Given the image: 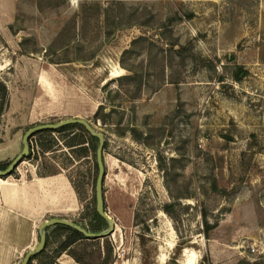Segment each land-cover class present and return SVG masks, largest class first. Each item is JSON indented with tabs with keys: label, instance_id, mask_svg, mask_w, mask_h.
I'll return each instance as SVG.
<instances>
[{
	"label": "rangeland",
	"instance_id": "obj_1",
	"mask_svg": "<svg viewBox=\"0 0 264 264\" xmlns=\"http://www.w3.org/2000/svg\"><path fill=\"white\" fill-rule=\"evenodd\" d=\"M0 81V163L37 125L82 118L105 137L115 229L90 262L264 264V0H0ZM51 137L10 178L56 168L80 179L84 221L94 157ZM204 211L217 223L208 238ZM58 248L51 264H74Z\"/></svg>",
	"mask_w": 264,
	"mask_h": 264
},
{
	"label": "crops",
	"instance_id": "obj_2",
	"mask_svg": "<svg viewBox=\"0 0 264 264\" xmlns=\"http://www.w3.org/2000/svg\"><path fill=\"white\" fill-rule=\"evenodd\" d=\"M12 176L0 179V264H19L34 250L39 243V229L46 221L63 218L81 223L75 218L80 216L81 203L65 173L43 175L35 170L26 179L10 178ZM45 232L49 236L47 252L70 237L67 230L57 225Z\"/></svg>",
	"mask_w": 264,
	"mask_h": 264
},
{
	"label": "trees",
	"instance_id": "obj_3",
	"mask_svg": "<svg viewBox=\"0 0 264 264\" xmlns=\"http://www.w3.org/2000/svg\"><path fill=\"white\" fill-rule=\"evenodd\" d=\"M181 48L177 51L178 53H181ZM242 70V67H238V70L236 71V78L239 79V74ZM8 102V89L4 83L0 81V121L1 117L3 115V112L7 106ZM101 108H99L98 112L96 113V117L100 120L103 121L99 117ZM104 122V121H103ZM134 134H137L135 130H133ZM65 134L67 138H69L68 141H66L65 146L72 150V152L76 156H88V154H91L94 157V173L98 175V165H97V148L99 146V140L98 138L92 136L87 129L80 124H71V125H66L63 126L59 129L56 130H44L37 132L33 134L30 138V154L29 158L33 156L35 152L39 154L38 149H41V152L48 153L52 150L54 145L57 144V139H54V137H51L50 139H43L42 137L45 134ZM51 136V135H50ZM142 138V137H140ZM35 156H38L35 154ZM12 161H7V162H2L0 163V170H5L9 164ZM158 165L161 170H166L167 165H166V160L162 157V155L158 154ZM16 170L12 173L14 175ZM61 173L58 171L56 168H52L51 171H48V175H56ZM43 175H46L45 173H42ZM79 200L83 199V196L85 194V191H83L84 183L80 179H70ZM211 188L215 192H222L225 193V189H221V186L218 184V181L216 178L213 179L211 183ZM94 199H95V206L93 207V210L91 213H89L86 217H84V221H81L79 224L82 226L84 229H86L88 232L92 233H101L109 228V223L107 220L102 218L96 211V179L94 183ZM105 199V195H104ZM105 203V201H104ZM106 208V207H105ZM169 206L165 207V210L168 212ZM203 215V224L205 229L203 230L204 235L206 238L209 236V232L217 227V223L214 225H210V223L207 221V212L204 211L202 213ZM139 215L135 216V222L136 224H144L146 229L148 230V226L145 224L144 221L139 219ZM58 227L67 230L70 234V237L65 240L59 248L56 250V253L60 254L62 252H67L74 260L75 262L79 264H96V262H90L88 259H91L93 256V253L89 250L90 246L96 245L98 247V258L101 257V249H100V243L99 241L101 239L98 238H88L76 229L72 227H68L62 224L57 225ZM47 235V240H48V234ZM141 242H145V237L143 235L140 236ZM97 242V243H96ZM51 257L52 255L45 250H43L40 254H37L33 257L30 258V261L28 264H51Z\"/></svg>",
	"mask_w": 264,
	"mask_h": 264
},
{
	"label": "water",
	"instance_id": "obj_4",
	"mask_svg": "<svg viewBox=\"0 0 264 264\" xmlns=\"http://www.w3.org/2000/svg\"><path fill=\"white\" fill-rule=\"evenodd\" d=\"M71 124H80L83 125L87 131L94 137L98 138L99 146L97 148V165H98V176L96 180V211L97 213L108 221L109 228L108 230L101 232V233H92L88 232L79 224L63 219V218H52L45 223H43L39 229V243L34 250L29 251L23 258L21 264H28L30 258L40 254L43 250H45L46 243H47V235L45 230L54 225H65L68 227H72L85 235L88 238H98L103 239L107 236L113 234L115 229V222L112 217L107 213L105 208V199H104V179L106 175V168H105V160H104V145H105V137L103 134L97 132L91 123L86 119L82 118H70L58 123H49V124H42L33 126L24 134L23 136V148L21 152L13 159V161L9 164V166L5 170H0V178H6L12 175V173L18 168V166L29 156L30 154V138L33 134L44 131V130H56L66 125Z\"/></svg>",
	"mask_w": 264,
	"mask_h": 264
},
{
	"label": "built area",
	"instance_id": "obj_5",
	"mask_svg": "<svg viewBox=\"0 0 264 264\" xmlns=\"http://www.w3.org/2000/svg\"><path fill=\"white\" fill-rule=\"evenodd\" d=\"M250 250H251V253H256V252H258V247H257V245H251Z\"/></svg>",
	"mask_w": 264,
	"mask_h": 264
}]
</instances>
